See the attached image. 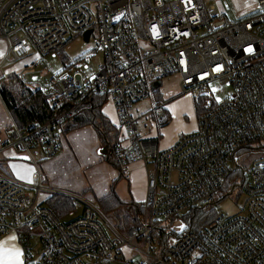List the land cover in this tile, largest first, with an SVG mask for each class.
I'll return each instance as SVG.
<instances>
[{"label": "built area", "instance_id": "2783aa9c", "mask_svg": "<svg viewBox=\"0 0 264 264\" xmlns=\"http://www.w3.org/2000/svg\"><path fill=\"white\" fill-rule=\"evenodd\" d=\"M258 5L264 9V0ZM222 18L205 0H0L1 63L18 62L32 50L40 59L57 54L73 34L87 47L76 67L41 88L65 105L53 120L20 129L2 100L11 125L0 154L27 153L39 178L22 181L0 163V239L18 236L24 264L121 262L123 246L141 254L138 264H264V164L247 174L237 156L264 147V10L235 22ZM170 76L179 77L184 92L199 93L202 112L196 131L163 150L159 137L140 136L135 107L150 99L154 119L164 123L166 103L154 84ZM217 84L230 92L216 98ZM96 95L112 100L117 114L119 136L111 149L120 176L129 182L133 164L153 165L139 225L127 237L112 226L115 239L109 237L104 214L89 201L63 220L39 198L61 191L44 182L36 159L60 154L64 123ZM237 176L246 212L228 216L214 205ZM212 207L211 224L187 227L169 243L164 223H192ZM158 230L161 248L153 245Z\"/></svg>", "mask_w": 264, "mask_h": 264}, {"label": "rangeland", "instance_id": "374dc122", "mask_svg": "<svg viewBox=\"0 0 264 264\" xmlns=\"http://www.w3.org/2000/svg\"><path fill=\"white\" fill-rule=\"evenodd\" d=\"M205 1L208 5H214L217 8L219 14L223 17V22H226V20L229 22H235L245 15L256 14L262 10L258 5V0ZM93 43L94 42H92V45ZM5 48V43L0 41V56L4 54ZM85 52H87V47L81 39V36L73 34L72 40L65 47L63 54H49L39 60L38 55L32 50L29 56L18 62H13L10 59L9 61L1 63L2 59L0 58V88L3 86V88L8 89L16 97L20 94H28L26 92L28 88L45 89L49 87L54 76L63 73L66 65L70 66L78 55ZM98 61H102V53L99 54ZM15 77L19 80H15ZM216 88V98L224 97L230 92L229 88L222 87L219 84L216 85ZM158 91L157 97L161 98V100L166 103V119L164 123H158L152 115V111L150 109V99L142 101L135 107V114L140 118L138 122L139 134L140 136H150V134L159 133L162 136L163 143L166 145L176 141L171 145L172 147L177 143L181 136L196 131H192V129L198 120L196 101L198 100L199 93L184 92L180 85V79L178 76L164 78ZM107 102L108 106L105 107L104 111L108 116H110L109 110H112L109 107H112L115 112L114 104L112 100H107L106 103ZM115 115L117 119L116 112ZM101 123L103 129L101 132H97L92 125H88L96 130L99 142L96 143V147L93 148L94 157L92 158L90 165L82 173H73L74 171L72 169L74 162L70 159L69 155L66 154L67 152L59 154L54 159L46 160L44 158H38L35 161V163L40 164L44 160L43 165L45 166L43 167L45 168V173L49 180L56 184V187L61 186L60 188H69L68 190L71 194L68 192L62 193L72 197L78 202L76 208L79 211L82 210V202L84 200L97 205L98 208L102 210L99 205V200L111 195L112 192H115L116 195L120 196L122 199H124V196L127 195L142 199L144 195V189L142 187L129 188L130 183L127 182L124 177L120 176V172L114 163L115 157L110 156L107 158L109 148L112 145L110 146V144L106 141H108V139L112 140L113 137L115 138V126L108 120L104 113L103 122ZM10 125L11 121L0 97V140L3 136L4 130ZM84 127L76 128L68 133L63 130L62 145L65 151V142L69 133ZM12 153L13 157L11 158H9L10 154L7 152L0 155V163L2 167L14 177L21 179L19 178L20 175L17 171L18 166H14L15 164L12 165V162L17 161L25 163L28 167L34 170V180L32 182H35L38 172L36 165L31 161L28 154L16 151ZM237 156L239 158L240 165L248 174L250 170L255 167L256 162L264 159V147L244 149L240 151ZM28 167H20L23 171H25L24 175L26 176H30L31 174ZM40 170L42 173V167H40ZM242 181L243 178L239 176L231 179L225 189L226 193H228L227 196H225L224 193L217 196L219 202L214 205V207L216 206L218 212L228 216L244 214L246 212L247 198L241 187ZM132 190H135L134 193ZM39 198L43 199L41 196ZM142 200H146V197ZM73 213L76 214L75 212ZM104 216L106 220H103V226L109 237H111V234L113 233L111 225L116 228V221L113 217L107 215L106 213ZM200 217L202 216L200 215ZM67 218L70 217L68 216ZM199 219L193 221L192 223L191 220H187L183 224H181V222L164 223L162 229H164L166 233H169V243L172 244L176 237L185 231L187 227L196 228L198 226L197 224L202 225L207 221L206 219L199 221ZM160 232L161 230H158L154 233L155 241L153 245L156 248H161L160 246L163 243L156 238ZM9 236L15 237L14 233H11L6 237ZM139 260L140 259L138 258L135 262H129L127 264H138Z\"/></svg>", "mask_w": 264, "mask_h": 264}, {"label": "trees", "instance_id": "16d2710c", "mask_svg": "<svg viewBox=\"0 0 264 264\" xmlns=\"http://www.w3.org/2000/svg\"><path fill=\"white\" fill-rule=\"evenodd\" d=\"M64 49L65 47L59 50L58 53L63 54ZM76 66V63H72L70 66L66 65L64 72L71 70ZM15 80L18 81L19 79L15 77ZM26 92L28 94H20L18 97H16L8 89L3 88V86L0 88V96L20 129H25L28 125L34 122H49L55 117L61 115L66 109L64 104H57L58 98L53 93L45 92L41 88H28ZM106 101L107 98L104 95L90 97L85 102L80 111L75 115V117L64 123L62 131L65 130V132L68 133L76 128L88 125H92L97 130V132L103 131L101 123L103 122L102 108L106 104ZM196 107L198 110L197 115L199 116V114L202 112L201 99L196 101ZM115 134V138L113 137L112 140L108 139V141H106L110 144V146L118 139L119 136V130L116 127ZM41 163L44 162L42 161ZM114 163L116 164L117 168H119L117 162L114 161ZM45 204L51 208L61 219L65 220L71 212L77 210L76 207L78 202L72 197L59 192L49 196L45 200ZM99 205L102 209V213H106L107 215L113 217V219L116 221V228L120 232L122 231L125 233L131 226L139 225L138 215L142 212V208L133 206V204L125 203L116 195L115 192H112L111 195L100 199ZM216 213V209L213 207L202 211V217H200L199 221L204 219L207 221L202 225L197 224L198 226L194 229L198 230L205 225L211 224L216 218ZM163 234L164 232H160L159 236H163ZM165 242L167 243L168 241L165 240Z\"/></svg>", "mask_w": 264, "mask_h": 264}, {"label": "crops", "instance_id": "0c3cea01", "mask_svg": "<svg viewBox=\"0 0 264 264\" xmlns=\"http://www.w3.org/2000/svg\"><path fill=\"white\" fill-rule=\"evenodd\" d=\"M2 41V40H0ZM3 43H5L4 41H2ZM6 46V43H5ZM3 55V54H2ZM2 55L0 56V58L2 57ZM108 106V102L103 106V113L104 115L108 118V120L117 128L118 126V121L116 119V115L115 112L113 110L112 107L111 108L112 111L109 110L110 112V116H108L104 109L105 107ZM115 119V120H114ZM198 120L197 123H195L192 131L197 130L198 129ZM150 134V133H149ZM150 136L153 137H159L160 140V148L161 149H168V147H171V145L176 142L174 141L171 144H164L162 141V136L159 133L156 134H150ZM62 140V138H61ZM90 142V145H89ZM99 142V137L96 133V130L93 127L90 126H86L84 128L78 129L76 131H73L71 133H69L68 138L65 142L66 145V151L64 150V147L62 145L61 142V151L60 154L63 152H67L66 154L69 155L70 159L74 162L73 165V173L77 174V173H82L84 170L87 169V167L90 165V162L92 160V158L94 157V150L93 148L96 147V143ZM9 153L10 157H13V153L14 150L12 149H6L5 151H3L0 155H2L3 153ZM110 156L113 157L112 155V149L111 147L109 148V153L107 158H109ZM15 164L14 166H18L17 167V171L18 174L20 175L19 178H21L20 180L31 183V184H36L39 181L38 175L36 178L35 182H32L34 180V170L30 167L27 166V164L22 163V162H12V165ZM40 166L42 167V176L44 177V182L47 183L50 186H53L57 189H59L61 192H68L71 194V192L68 190L69 188H60V187H56L55 183L51 182L49 180V178L47 177L46 173H45V168L43 166V163L40 164ZM133 166V167H132ZM130 168L131 170V175H132V179L131 181H129V188H134V187H142L144 189V195L143 198L146 197L147 195V187H148V172L150 169H152L153 165L151 163L145 164V163H135L133 164ZM20 167H28V169L30 170V176H26L24 175V172L22 168ZM23 177V178H22ZM133 181V182H132ZM133 186V187H130ZM135 190H132V192L134 193ZM43 200H46L49 196H42ZM122 201H124L125 203H129V204H133V206H138V207H143V203L145 200H142L141 198L132 196L130 197L129 195L124 196L125 198L122 199L120 196H118ZM87 201V200H86ZM142 212L138 215V220H140ZM68 219V218H66ZM112 226V225H111ZM113 227V226H112ZM115 228V227H114ZM116 231L122 235L123 237H127V233L128 231H126L125 233L120 232L117 228H115ZM111 238L115 239V234L112 233L111 234ZM15 237L13 236H9V237H2L0 239V246H3L6 249H10V250H19L20 256L19 259L21 261V264H24V252H23V248L22 245L18 239V236L14 234ZM120 257L122 258V261H112L109 262L108 264H127L129 262H135L136 259H140L139 261L142 260V256L141 254L134 248L129 247V246H123L122 251L120 253ZM139 263V262H138Z\"/></svg>", "mask_w": 264, "mask_h": 264}, {"label": "snow or ice", "instance_id": "6c2138e0", "mask_svg": "<svg viewBox=\"0 0 264 264\" xmlns=\"http://www.w3.org/2000/svg\"><path fill=\"white\" fill-rule=\"evenodd\" d=\"M249 51H251V49H249ZM19 256V250H10L0 246V264H21Z\"/></svg>", "mask_w": 264, "mask_h": 264}, {"label": "water", "instance_id": "95a60500", "mask_svg": "<svg viewBox=\"0 0 264 264\" xmlns=\"http://www.w3.org/2000/svg\"><path fill=\"white\" fill-rule=\"evenodd\" d=\"M91 30H88L85 34H84V41L85 42H88L89 41V37H90V34H91ZM161 81H158L154 84L155 87H160L161 86ZM260 164H264V160L263 161H260V162H257L256 163V166H259Z\"/></svg>", "mask_w": 264, "mask_h": 264}]
</instances>
